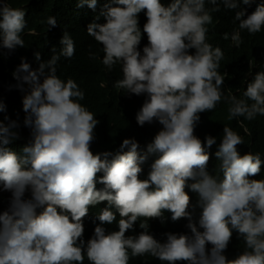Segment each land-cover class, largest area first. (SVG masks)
<instances>
[{
    "label": "clouds",
    "instance_id": "obj_1",
    "mask_svg": "<svg viewBox=\"0 0 264 264\" xmlns=\"http://www.w3.org/2000/svg\"><path fill=\"white\" fill-rule=\"evenodd\" d=\"M73 7L86 15L81 28L101 68L112 72L101 84L132 100L133 121L150 136L124 134L114 147L95 148L99 121L84 86L57 73L58 61L75 56V38L59 33L52 57L42 58L26 46L34 31L25 10L0 0V264H264V179H249L264 160L240 155L244 140L225 125L218 180L206 171L216 138L194 134L200 114L222 98L229 120L264 116V71L244 98L225 97L224 53L207 42L213 15L233 16L236 47L240 30L260 32L264 0H74ZM55 25L49 16L47 26ZM186 186L199 195V226ZM233 230L243 238L234 258L224 254Z\"/></svg>",
    "mask_w": 264,
    "mask_h": 264
},
{
    "label": "trees",
    "instance_id": "obj_2",
    "mask_svg": "<svg viewBox=\"0 0 264 264\" xmlns=\"http://www.w3.org/2000/svg\"><path fill=\"white\" fill-rule=\"evenodd\" d=\"M160 2L168 6L172 0H160ZM7 3L13 8L25 10L27 26L34 31L26 36V46L39 51L42 58L52 57H49L52 46L54 43L57 45V40L61 39L59 33L69 32L75 38V56L69 61H58L57 73L59 75H57L62 80L65 76H73L84 86L86 97L83 101L93 109L99 121L93 143L95 148L114 147L118 142L120 143L124 134H134L139 139L150 136L148 129L137 128L135 125L132 117L133 110H131L132 100L117 95L108 84H101L102 80L111 77L112 72H105L97 61L96 47L81 28L86 15L73 7L74 0H7ZM49 16L56 19L54 27L47 26ZM232 17L216 18L213 15L216 22L212 27L207 26L209 29L207 42L213 48L220 47L224 53L218 69L220 74L225 76L222 87L224 96L231 93L240 99L244 98L243 92L255 73L264 71V28L255 35L249 34L247 30H240L242 43L236 47L231 40L234 30ZM225 32L229 34L227 40L223 39ZM189 51L194 53L195 50ZM2 63L0 59V76L3 75ZM248 103L252 102L248 101ZM229 107L227 100L222 98L214 110L200 114V121L194 130V134L202 142L209 135L216 138V144L206 149L210 155L206 171L218 180L223 178L222 161L216 157L215 153L218 151L225 125L243 138L244 143L237 146L240 155H244L249 150L253 154L259 153L264 160V116L257 115L252 120L244 117L229 120ZM245 128L247 132L244 131ZM249 179H264V163L261 165L260 173ZM192 182L189 180L187 183L190 185ZM185 191L190 196L188 211L193 213V220L199 226L198 220L202 211L198 204L199 195L187 186ZM28 199H31V196ZM174 225V223H168L166 226L173 227ZM200 230L203 231V229ZM242 239L237 231L233 230L231 241L224 254L234 258L237 244ZM206 248L210 250L211 245L208 244Z\"/></svg>",
    "mask_w": 264,
    "mask_h": 264
},
{
    "label": "bare ground",
    "instance_id": "obj_3",
    "mask_svg": "<svg viewBox=\"0 0 264 264\" xmlns=\"http://www.w3.org/2000/svg\"><path fill=\"white\" fill-rule=\"evenodd\" d=\"M261 2V1H260ZM258 5H260V3H257ZM183 220V218H181Z\"/></svg>",
    "mask_w": 264,
    "mask_h": 264
}]
</instances>
